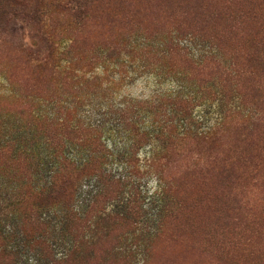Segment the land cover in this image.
<instances>
[{
    "label": "rangeland",
    "instance_id": "obj_1",
    "mask_svg": "<svg viewBox=\"0 0 264 264\" xmlns=\"http://www.w3.org/2000/svg\"><path fill=\"white\" fill-rule=\"evenodd\" d=\"M50 1L0 0V264H264V129L251 124L264 69L248 60L264 49V0H90L85 26ZM24 4L64 17L47 21L51 58L31 55L36 20L13 17ZM44 116L93 139L109 128L105 149L78 146L66 172L80 220L47 188L52 157L38 145L61 151L68 137ZM134 118L148 135L127 154L114 142ZM248 140L260 151L235 157L228 181L215 154L242 143L253 156Z\"/></svg>",
    "mask_w": 264,
    "mask_h": 264
},
{
    "label": "trees",
    "instance_id": "obj_2",
    "mask_svg": "<svg viewBox=\"0 0 264 264\" xmlns=\"http://www.w3.org/2000/svg\"><path fill=\"white\" fill-rule=\"evenodd\" d=\"M58 3V0H51L50 1V6H55ZM44 5H40L38 7H36L34 10H27V8L25 7V4L21 6V11H17L13 17H15V19L17 21H21L22 23H25L29 20H36L33 21L36 25H38L37 28V32L34 34V44L31 48V55H34L36 57V60L41 61L42 56H43V52L45 51V53L47 51H49L50 53V58L53 55L52 53H54L55 51H57L58 49L56 48V44H54L53 40H55V34L52 33V31H47L46 27H47V21L52 20L51 22L53 23L54 20H63L61 17L59 16V14H64L65 17L67 18H71L73 20L74 23L77 24H81V25H86L87 21L89 20V6H90V0H63L60 3H58L57 5V9L56 12H58L59 14H57L56 16H52L53 14L50 13L49 16L47 17V13L44 12ZM46 13V15H44ZM7 15L2 16V21L6 20V23L8 22L9 17H6ZM29 18V19H28ZM55 18V19H54ZM67 21V20H65ZM41 25V26H39ZM35 27V26H33ZM81 35V34H80ZM78 34V37L80 36ZM82 37L84 38H88L89 36H85L82 33ZM53 39V40H52ZM51 41L53 42V44L47 48L45 46H43L44 41ZM257 46V45H254ZM86 49H89L88 47H85ZM48 49V50H46ZM252 52H250L248 54V60L252 61L255 63V68L257 70H253L252 72H258L259 70L264 69V49L263 48H254L251 50ZM34 57V58H35ZM49 63V62H48ZM47 65V62L45 63ZM42 65V64H41ZM41 65H38V71L36 73L43 75V73L45 72L43 70H41L42 68L40 67ZM42 72V73H41ZM259 87V86H258ZM138 104V103H137ZM136 104V106H137ZM146 103L143 104H139L140 106L145 105ZM260 105L264 104V100L260 99L259 103ZM141 109H144L143 107H140ZM173 108V107H172ZM145 110V109H144ZM174 110V109H173ZM138 118V117H137ZM137 118H134L133 122L131 123L130 127L125 129L128 134H127V140H125L124 142H114V146L118 147V149H120V147L122 149H124L126 152H129L127 154H138L139 149L143 148L142 143H144V138L142 139V137L144 135H148L147 130H144V128L142 126H139V122L137 120ZM40 122H44V123H49V127L51 128L52 125L57 124L60 126V130L59 133L61 135H63V137H68L65 138L67 140V142L63 143V145H61V151L57 148L56 145L53 144V142L51 140H53V138H50V141H46L40 145H38V148L44 147L43 151L45 152L46 148V144L48 145L49 148V152L48 154L51 155L52 159L48 162V164L46 165V168H48V166L51 168V170H49L52 173L55 174L54 179L52 181V184L47 186V188H49V192L57 195V196H61L62 198V202L64 203V208L66 211H69L74 203V199H75V195H76V190L72 188V183L70 181V179L67 177L66 172L69 170L70 166L71 169L74 171L76 169V166L80 168V165L76 164V166L74 165V161L76 160L75 158V150L77 149L78 146H81L82 149H88L92 154H94V152L97 151H102L103 149H105L106 147V143L104 144L101 140V136L103 134L106 133V130H109V128H104L102 125L100 124H96V125H100V128L102 129L101 131H103L102 133L99 132V130H97L96 128L94 129L93 127H96L94 124H87V127L93 128L94 131V135L99 136L97 139L96 138H91L92 136L89 134V131L87 130V128L80 123L77 124H72V123H67V121H63V122H58V120L56 121V118L53 117V119L51 118V116H44L42 119H40ZM43 123V124H44ZM54 123V124H53ZM71 124V125H70ZM253 126L256 125L257 129H264V114L260 115L257 119H255L252 123ZM92 131V130H91ZM58 132V131H56ZM260 135H264V130L262 131V133ZM259 136V132L258 134L255 136L256 138ZM247 138H250L247 135ZM246 138V139H247ZM251 139V138H250ZM65 140V141H66ZM78 142V143H75ZM59 144V143H58ZM242 144V143H241ZM241 144H236V145H232L229 150H232L233 148V152L237 153V156H230L228 159L225 157V155L223 154L225 152V150L222 151H217L215 154V160L221 159L223 161L222 165H216V169L220 172V174L224 175L225 178L228 181H232V179L235 177L236 172H237V162L234 160L235 157H239L245 164H247L254 156H255V152L256 151H260L257 143H254V141L248 140V143L245 141V143L243 144V146H245L246 148H250L252 155H245L244 150H242ZM51 145L53 146L52 148ZM223 157V158H220ZM105 171V168L99 167V168H95L93 170V178L95 176H99L101 174H103ZM113 171V170H111ZM65 175H62L64 174ZM239 174V173H238ZM91 179V180H92ZM119 179H123L121 176ZM91 182V181H90ZM87 182V185L90 186L91 183ZM93 184V182H92ZM83 185V187H86L87 185H85L84 183L81 184ZM163 198V197H162ZM158 199V198H157ZM161 199V198H160ZM164 209H162L161 211H163ZM71 215L73 216V218H77L78 220H80L77 217V214L75 212H72L71 209Z\"/></svg>",
    "mask_w": 264,
    "mask_h": 264
}]
</instances>
